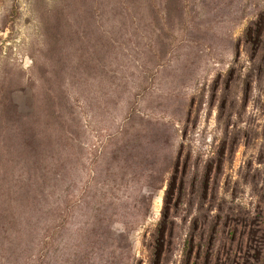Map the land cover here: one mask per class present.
Segmentation results:
<instances>
[{
    "label": "rangeland",
    "instance_id": "374dc122",
    "mask_svg": "<svg viewBox=\"0 0 264 264\" xmlns=\"http://www.w3.org/2000/svg\"><path fill=\"white\" fill-rule=\"evenodd\" d=\"M82 1L0 0V95L8 89L22 102L27 93L39 99L44 80L51 79L45 26L52 25L55 13L70 9L82 15ZM262 17L264 0H196L195 12L185 17L186 29L172 28L166 39V68L146 71L141 86L138 81L113 85L124 89L121 99L130 97L131 118L120 113L124 100L92 123L81 122L77 177L64 184L76 196L65 200L52 221L45 264H131L156 226L165 223L167 183L155 188L157 169L181 140L194 162L213 167L215 190L202 213L233 208L245 219L259 213L264 207V66L259 71L253 59ZM262 29L264 40V23ZM128 43L131 50L137 43L139 53L151 51L150 37ZM139 69L130 68L127 80H140ZM132 140L140 148L124 151ZM173 198L167 197L173 224L165 230L170 238L162 258L166 264H185L187 237L195 232L192 213L171 211ZM194 203L197 208L198 200ZM118 232L127 238L114 251L111 237ZM195 245L197 239L193 253Z\"/></svg>",
    "mask_w": 264,
    "mask_h": 264
},
{
    "label": "trees",
    "instance_id": "16d2710c",
    "mask_svg": "<svg viewBox=\"0 0 264 264\" xmlns=\"http://www.w3.org/2000/svg\"><path fill=\"white\" fill-rule=\"evenodd\" d=\"M82 2V15L70 9L63 15L55 13L52 25L45 26V58L48 56L51 79L44 80L39 99L34 93H27L26 102H22L21 95L15 98L8 89L0 95V264H45L53 241L52 221L65 200L76 196L69 194L64 184L74 183L77 177L81 122L92 123L115 102L124 100L120 113L131 118L130 97L121 99L124 89L119 85L138 81L141 86L146 71L166 68V39L173 36L176 27L181 32L186 29L185 17L195 12L196 0ZM259 21L255 35L260 43H256L253 62H257L260 71L264 66V40L259 38L264 18ZM149 37L150 53L149 49L139 53L137 43L131 50L129 40ZM140 58L143 60L137 63ZM162 60L165 65L160 64ZM130 68H140V80H127ZM117 82L119 85L113 86ZM139 146L132 140L123 150H138ZM164 161L157 169L160 184L155 188L167 183L162 212L165 223L156 226L145 249L138 256L134 253L130 263H167L162 258L165 242L170 238L165 230L173 222L166 208L167 197L173 195L171 211L192 213L195 232L187 237L190 255L185 264H264V207L246 219L234 213L233 208H217L214 213L208 208L202 213L203 205L211 206L215 190L211 163L194 162L183 140ZM90 173L94 176L92 169ZM195 200L197 208L193 207ZM135 223V227L139 226ZM125 237L127 234L120 232L112 235L114 251Z\"/></svg>",
    "mask_w": 264,
    "mask_h": 264
}]
</instances>
